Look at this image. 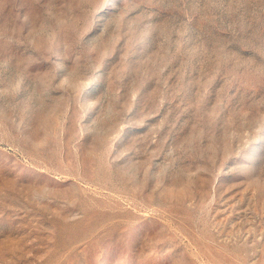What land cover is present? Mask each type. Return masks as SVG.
<instances>
[{"label": "rangeland", "instance_id": "rangeland-1", "mask_svg": "<svg viewBox=\"0 0 264 264\" xmlns=\"http://www.w3.org/2000/svg\"><path fill=\"white\" fill-rule=\"evenodd\" d=\"M0 264H264V0H0Z\"/></svg>", "mask_w": 264, "mask_h": 264}]
</instances>
